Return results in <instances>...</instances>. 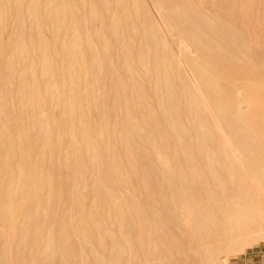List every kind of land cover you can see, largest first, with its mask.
I'll return each instance as SVG.
<instances>
[{"label":"bare ground","instance_id":"bare-ground-1","mask_svg":"<svg viewBox=\"0 0 264 264\" xmlns=\"http://www.w3.org/2000/svg\"><path fill=\"white\" fill-rule=\"evenodd\" d=\"M145 1L0 0V264H228L264 238V68L234 17Z\"/></svg>","mask_w":264,"mask_h":264},{"label":"rangeland","instance_id":"rangeland-1","mask_svg":"<svg viewBox=\"0 0 264 264\" xmlns=\"http://www.w3.org/2000/svg\"><path fill=\"white\" fill-rule=\"evenodd\" d=\"M147 2L148 0L145 1L146 4ZM192 2L193 3L195 2V4H198V5H199V2L201 4H204V7L203 5H200V8L201 9L203 8L202 10H204L205 12L209 11L208 13H210L209 15L211 16L218 17L219 19L221 17L222 20L226 19L227 21L232 20L230 22L231 25L235 22L233 20L236 19V22L234 23L235 25L234 26L232 25L234 30L237 32V29H238L239 34L242 33L243 36H245V40L249 48L251 47L253 49L251 50L252 52L250 54L254 56V59L256 62L255 64H257V67L259 68H262V69L264 68V0H199V2L198 0L197 2L193 0ZM147 5H149V2ZM154 18L158 21V18L156 15L154 16ZM250 49L248 51H250ZM176 53L180 54L178 52ZM182 65L184 66L183 62L181 63V66ZM185 73L187 74L185 75L188 77V78L186 77L188 81L190 83L193 82L192 85L195 83V85H193V87L195 86V88L193 87L192 88L195 91L199 92L198 96H200L202 98V101L204 100L205 102L203 103L206 104V99L202 95L201 88L198 85H196L197 81L195 80L194 76L192 74H188L187 70L185 71ZM191 77L193 79H191ZM189 78L191 79V81L189 80ZM246 94H248V96H250L253 100L256 99L255 102H258L259 105L264 106L263 92H260L257 90L252 91L249 89H244L242 96L246 97ZM261 99H262V102L260 101ZM251 108L252 107L249 106V103L246 104L245 107H244V103L242 104V110L244 111L251 110ZM211 117L213 118L214 121H216V119L212 115ZM1 230H2V227L0 226V231ZM258 240L259 241H256L254 244L247 246L244 250L239 251V252L234 251L233 249H228L227 250L228 251L227 252L228 264H264V238L262 239L259 238ZM202 253L203 251L194 254L196 258L198 259V261ZM224 254H225L224 252L220 253L221 256H223ZM194 255L192 256L194 257ZM191 262L194 263L193 261Z\"/></svg>","mask_w":264,"mask_h":264}]
</instances>
